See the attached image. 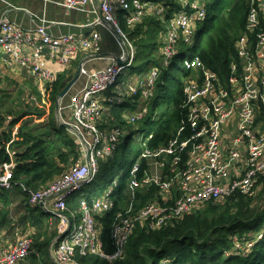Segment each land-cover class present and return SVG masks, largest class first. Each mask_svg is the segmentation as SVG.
<instances>
[{
	"label": "built area",
	"instance_id": "built-area-1",
	"mask_svg": "<svg viewBox=\"0 0 264 264\" xmlns=\"http://www.w3.org/2000/svg\"><path fill=\"white\" fill-rule=\"evenodd\" d=\"M0 1L6 5L0 15V53L5 57L6 67H26L44 86L50 87L56 78L53 68L47 65L44 48L48 49V57L62 67L69 66L80 51L100 54L97 26L102 24H108L119 35L124 47L121 55L101 58L104 64L89 72L81 63L79 74L85 75V80L78 89L66 93L68 99L64 105L65 96L58 102L60 116L63 109H68L72 116V120L62 116L61 120L71 125L68 129L78 140L80 156L44 187L28 191L31 207L42 202L40 207L59 220L48 245L53 264H82L78 258L85 255L109 261L121 258L127 239L137 225L155 230L210 200L223 201L234 192L253 195L259 190L258 181L264 179V0H248L243 30L234 41L236 60L231 62L224 81L191 52L198 38V26L206 17L204 3L185 0L174 11L168 19L167 30L159 32L164 37L158 55L165 66L177 55L179 40L190 49L189 56L183 58L184 68L190 71L182 87L181 107L186 112V123L177 127L165 143L154 147L146 143L128 171L124 187L126 202L121 209L116 198L119 179H115L103 194L90 200L78 199L76 210L69 208L67 201L76 189L95 179L100 162L112 158L119 138L131 131L123 124H110L106 118V105L115 103L109 89L116 85L121 72L132 67L136 58L135 45L119 24L116 11H123L126 24L133 27L145 14L159 15L164 7L142 0H100L96 7L92 0H38L43 5L61 8L66 15L75 11L94 17L84 24L40 17L33 27L24 28L10 18L9 12L27 10L8 0ZM59 23L88 29L64 34L47 31L48 25ZM147 73L139 86L130 85L129 95L119 91L117 101L126 96L134 99L141 95L140 100L152 97L160 75L159 66L151 64ZM28 100L36 102L32 94ZM142 105L129 114L127 124L145 117L148 107ZM17 135L15 125L5 146L10 160L0 163V193L14 186L15 152L9 145ZM150 137L149 133L147 141ZM142 161L145 167L141 170ZM150 187L156 188L155 197L141 203L138 191ZM115 209L109 231L113 251L108 253L103 248L99 218ZM253 243H236L234 249L244 252ZM33 251L31 236L22 234L0 250V264H21Z\"/></svg>",
	"mask_w": 264,
	"mask_h": 264
},
{
	"label": "trees",
	"instance_id": "trees-1",
	"mask_svg": "<svg viewBox=\"0 0 264 264\" xmlns=\"http://www.w3.org/2000/svg\"><path fill=\"white\" fill-rule=\"evenodd\" d=\"M142 1L164 7L161 14H145L139 23L128 30L125 29L135 47L140 50L139 58L146 64L150 61L152 51L159 45L158 35L164 30V23L185 0ZM200 1L205 5L206 17L198 26V38L192 45L191 52L197 54L202 63L224 81L229 75L231 62L236 60L234 41L243 30L248 0ZM181 70L184 77L190 72L185 68ZM71 77L72 71L68 76L59 74L52 83L50 97L53 101ZM168 81L170 74L162 70L157 80V95L153 105H156L165 93L171 94L166 112L150 133L151 137L147 141L149 147L165 143L177 127L186 123V112L181 107L184 99L183 82L179 81L171 92ZM7 101L6 96L0 94V163L10 160L5 148L10 140V128L19 122V116L29 114L22 111L18 117L7 120L8 115H14V110L7 105ZM36 110L37 118H40L43 111ZM261 110L263 111V108ZM53 112L52 105L49 119L45 123L41 121L28 130H25V124L20 126V139L12 141L9 145L15 152L12 178L14 186L11 193L22 196L28 220L37 232L31 236L35 253L30 256L29 264H53L48 258L47 246L55 235V231H50V227L55 225L57 220L37 206L31 207L28 204V191L44 187L79 157L77 138L68 137L66 127L57 124ZM188 133L186 127L185 134ZM129 134L130 132L124 137L125 143H128ZM144 167L145 161H142L141 170ZM127 178L128 172L122 173L116 189L119 209L126 202L124 187ZM258 184L259 190L253 195L234 192L223 201L210 200L158 229L148 230L137 225L127 239L121 258L109 261L85 255L78 259L82 264H264V179L260 178ZM155 193L156 188L153 187L140 190L138 199L144 203L152 200ZM72 202L73 198L67 201L69 208ZM75 205L77 209V201ZM116 210L109 211L99 218L102 222L103 248L108 253L113 251L109 231ZM44 225H48L46 229ZM248 241L254 243L247 251L238 253L233 249L236 243L246 244Z\"/></svg>",
	"mask_w": 264,
	"mask_h": 264
},
{
	"label": "rangeland",
	"instance_id": "rangeland-1",
	"mask_svg": "<svg viewBox=\"0 0 264 264\" xmlns=\"http://www.w3.org/2000/svg\"><path fill=\"white\" fill-rule=\"evenodd\" d=\"M57 18L63 19V14L62 12H60V10H59V16ZM116 18L118 19V22L122 26V28H124L123 30L125 32H126L125 29L128 30L132 28V26L126 24L123 11L117 10ZM167 22L164 23L165 26L164 30H167L166 29ZM161 41H162V37H159V45L156 47V49L152 51V56L150 58V61L146 64L144 63L143 60L139 59L140 50H138V48L135 47L136 58L134 60L132 67H128L126 70L121 72V74L118 77L116 85L112 86L109 89L110 92L114 93V96L118 95L120 89L122 91H126L129 85L139 86L140 81H142L144 78L147 77L148 74L147 72L151 64H158L160 73L162 70H166L170 74V81H168V83L170 84L169 87L171 88V92L179 81L182 80L183 82L186 80L184 75H182L181 69H184L183 58L189 56L190 54L189 53L190 49L188 45L184 43L182 40H179V43L176 47L178 51L177 55L173 57V60L169 65L164 66L161 64L160 62L161 58L158 55L160 51V46L162 45ZM132 43L134 42L132 41ZM117 47L119 46L116 39L110 41L106 46L108 50H114ZM102 48H103V44L100 45L99 53L101 52ZM172 64L176 65L177 67L171 66ZM72 67H73L72 70L74 71L75 68L74 63L72 64ZM158 79L159 77L157 78V80ZM157 80L155 82L153 96L150 98H145V97L143 98V102H142L143 105H146L148 107V112L145 113L144 115L145 117L142 119H137L136 122L134 123H128L131 128L129 134L130 138L128 140V143H125L123 137L119 138V141L117 142V146L114 150L113 157L101 161L95 179L92 182L83 185L81 188L76 189V191L72 196L73 202L71 204V208L76 207L75 204L78 199L87 196H92V198H94L98 195V193L99 195L103 194V191L106 190L108 184L112 180L119 179V183H120L122 173L128 172L134 161L140 156L141 151L146 146L148 134L152 133V131L158 125L162 115L166 112L168 107V99L171 94V93L170 94L165 93L160 99H158L157 104L153 105V101L157 95L156 93ZM35 87L36 85L34 83L27 81L26 75L23 73L16 74L14 76L10 74L8 75L5 72L4 74H0V90L2 91L0 94L1 96L2 95L6 96V99H8L7 105L13 108L14 110V115L11 116L8 115V116H10L11 119H14L18 117L20 114H22V111H26L27 113H29L26 114L25 116H19V122L15 124L19 127L18 129L19 131H20V126H23L24 124H25V130H28L33 128L35 125L40 124L41 121H44V123L48 121L49 119L48 114L50 113V109L52 105L54 107L53 118L54 119L56 118L55 117L56 99L53 101L50 95H47L45 89L42 90L44 94H38L40 92L36 91ZM30 94L34 96L36 100L35 103L28 100ZM67 99H68L67 96H65L63 99L64 100L63 105L66 103ZM133 102L128 101L124 106L120 108L116 107V110L120 109L119 112L121 113V118L126 120L129 114L133 113L134 110L136 111L138 110L139 103L133 104ZM58 107H60L59 104ZM36 109H38V111L39 110L43 111V114L40 118H37ZM116 110L114 111L117 113L118 111ZM61 116L67 118L69 116L68 109L61 110ZM69 120H72L71 115L69 116ZM58 121L61 123L60 118L58 119ZM110 124L113 125V123ZM68 137H76V136L72 131L69 130ZM78 150H79L78 155L80 156L81 153L80 145L78 147ZM11 190H13V188L9 190H5L0 194V204L4 205V208H2V210L0 206V221L3 220L4 222V218H6L4 224H8V226H10L12 223L18 224L17 221L22 220L21 225L19 224L22 229L21 235L26 233L32 236L34 233L37 232L35 231V229L32 228V225L28 220V212L25 204L23 203L22 196H14L12 193H10ZM4 195H6V197L2 198V196ZM73 210H76V208ZM54 218L57 221L55 225H52L50 227V231L55 230L56 232V226L59 220L57 217ZM46 223L50 224V222H46ZM46 226L44 225V229H46ZM31 255L32 253L30 254V256ZM44 255L46 254L44 253ZM30 256L27 258V262H29Z\"/></svg>",
	"mask_w": 264,
	"mask_h": 264
},
{
	"label": "crops",
	"instance_id": "crops-1",
	"mask_svg": "<svg viewBox=\"0 0 264 264\" xmlns=\"http://www.w3.org/2000/svg\"><path fill=\"white\" fill-rule=\"evenodd\" d=\"M8 1L13 3L15 6H18L20 8H24L27 10V11H25V10H13V11L9 12L10 18L12 20H14L15 22L19 23L24 28L33 27L34 23L37 22L38 18H40V17H45V19L51 20V21H63V22H69V23H73V24H84L89 19H91V17L92 18L94 17V16L87 15L85 13L75 12V11L66 15L61 8L54 6L52 4L43 5L38 0H8ZM92 1H93V5L95 7L100 2V0H92ZM5 7H6V5L0 1V15H1L2 11L5 9ZM59 10L63 14V19L57 18L59 16ZM87 29L88 28H84V27L78 28V27H74V26L67 25L64 23L50 24L47 26V31L49 33H53V34L84 32ZM97 29L100 33L99 44L100 45L103 44V48H102L100 54L94 55L90 52L85 53V52L80 51L78 53V55L75 57V59L73 60V62L67 67H62V66L58 65L55 61L51 60L48 57V49L44 48V55L47 59V65L50 66L51 68H53V71H54V74L56 77L55 80L57 79L59 74H66L68 76L70 71H72V76H73L78 65H79V63H82L83 68L87 72H89L91 69L102 66L104 64V60L101 58H103L105 56H109V55H121L122 46L119 43L118 39L115 37L112 30L103 24L98 25ZM162 35L164 37V34H162V33L159 34L158 37H162ZM114 39H116L119 47L115 48L114 50H108L106 48V46L108 45V43L110 41H112ZM120 46H121V48H120ZM99 51H100V49H99ZM4 58H5L4 55H2L0 53V74H4V72H5L8 75L10 74V75L14 76L16 74L23 73L26 75L27 81L34 83L36 85L35 90L40 92V93L37 92L38 94H44V92L42 90L45 89L47 92V95H50V92H51L50 87L39 84L32 77V73H31L30 69H28L26 67H21L18 65H12L11 67H6ZM140 60H142V59H140ZM73 63L75 66L74 71L72 70L73 69V67H72ZM84 80H85V75L79 74L77 80L69 88L68 92L71 93V92L75 91L76 89H78ZM129 87H130V85L128 86L126 91H122L121 89L119 91L124 92L123 93L124 95H129ZM109 94L111 96H113V98L115 99V101H114L115 103L112 105H106V107H107V110H106L107 120H110V123L112 122L114 125H116L117 123L123 124V125H125L126 129L130 131L131 128H130L129 124L126 123L125 119L121 118V113L119 112L120 109L116 110V107L120 108V107L124 106L128 101L133 102L134 99H131L129 96H126V97L122 98L121 101L118 102L117 101L118 96H114V93H112V92H109ZM134 98H135L134 104L139 103L138 107H140V105H142V102H143V100H140V98H142L141 95L136 96ZM114 110H116L118 112L116 113ZM69 116H70V113H69ZM7 117H10V116H7ZM55 120H57V119L55 118ZM12 127L10 129H12ZM18 129H19V127H18ZM66 129H67L66 130L67 135H69V130L67 127H66ZM10 138H11V130H10ZM19 139H20V136H19V130H18L17 139H15V140H19ZM81 160L84 161V157H82ZM60 165H61V163H60ZM10 193H11V191H10ZM98 195H99V193H98ZM14 196H19V195H14ZM3 197H6V195L2 196V198ZM87 197L92 198V196H87ZM0 206H1V210H2V208H4V205L0 204ZM37 207L39 209H41L43 212L49 214L50 217H56L51 212L44 211L40 206L37 205ZM5 220H6V218H4V222H3V220L0 221V250L4 247H8L12 243H14L16 241V239L21 235V231H22V229L20 227L22 220H18L17 221L18 224L12 223L10 226H8V224H4ZM47 252H48V246H47ZM48 256H49V253H48ZM48 258L50 259V257H48ZM21 264H29V263L27 262V259H26Z\"/></svg>",
	"mask_w": 264,
	"mask_h": 264
},
{
	"label": "water",
	"instance_id": "water-1",
	"mask_svg": "<svg viewBox=\"0 0 264 264\" xmlns=\"http://www.w3.org/2000/svg\"><path fill=\"white\" fill-rule=\"evenodd\" d=\"M106 24V23H105ZM108 25V24H106ZM115 35V37L118 39L119 43L121 44V38L119 37L118 34H116L114 31H112ZM122 46V44H121ZM124 50V47L122 48ZM80 67H81V63H79L74 75L72 76V78L67 82V84L65 85V87L59 92V94L57 95V98H56V105H55V108H56V118H57V124L59 126H64V127H67V128H71V125L67 124V123H64L62 120H61V123L58 121V119L60 118L61 119V116H60V113H59V107H58V102L61 98H63L66 93L68 92L69 88L73 85V83L77 80L78 76H79V70H80ZM42 205V202L39 203V206ZM46 212H49V211H46Z\"/></svg>",
	"mask_w": 264,
	"mask_h": 264
}]
</instances>
